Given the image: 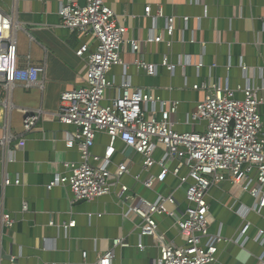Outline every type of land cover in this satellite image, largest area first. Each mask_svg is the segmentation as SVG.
<instances>
[{
	"label": "crops",
	"instance_id": "0c3cea01",
	"mask_svg": "<svg viewBox=\"0 0 264 264\" xmlns=\"http://www.w3.org/2000/svg\"><path fill=\"white\" fill-rule=\"evenodd\" d=\"M63 1L0 0V12L13 16L19 67L24 68L29 58L30 64L40 70L38 85L25 88L15 84L7 95L2 91L0 97V209L15 219L12 229L0 227V264H96L117 238H123L129 246L114 249L110 264H149L158 257L164 243H183L171 219L156 217L158 236L139 239L138 221L124 217V206L115 195L83 203L72 202L67 188L47 190L55 175L70 174L63 168L65 163L80 161L77 145L68 137L75 128L61 126L53 115L61 94L82 86L86 64L75 52L91 43L89 37L61 27L57 9ZM104 1L126 27L125 38L139 45L135 53L125 46L122 58L126 67L109 71L112 86L107 99L115 97L120 81L127 78L134 88L148 89L155 96L179 103L173 121L180 133L205 128L204 123L187 121L194 105L203 99L202 92L191 90L195 83L212 84L221 79L235 88L247 78L260 89L264 102V0ZM147 6L152 11L160 10L163 16L156 20L145 17ZM168 17L175 18L169 51V60L176 65L172 75L159 66L167 54L165 45L146 42L154 36L167 39L164 27ZM183 17L188 18L187 23ZM135 60L156 65V75L137 71L132 65ZM199 60L203 67L197 72L194 64ZM240 61L247 68L245 75L239 68ZM23 111L41 114L36 129L28 134L22 128ZM260 113L264 124V103ZM8 136L12 138L1 145ZM22 138L25 145L21 148L17 143ZM106 145L107 138L98 135L93 154L102 155ZM124 160L130 164L131 173H139L138 157L127 152L124 157L114 158V162ZM6 176L12 180L18 177L20 184L4 186ZM125 183L131 185V179L126 178ZM175 185V180L168 178L157 190L169 193ZM136 191L141 197L154 198L153 193L138 186ZM176 199L178 209H183L182 194ZM208 205L210 235L220 234L234 241L242 225L235 211L240 206L251 209L253 200L224 182L210 188ZM246 219L251 224L248 240L241 247L234 242L218 245L216 264H258L257 258L264 255L259 237L264 233V209L259 214L249 211ZM69 221L75 222V227L65 233L55 227ZM138 241L142 250L136 247Z\"/></svg>",
	"mask_w": 264,
	"mask_h": 264
},
{
	"label": "built area",
	"instance_id": "2783aa9c",
	"mask_svg": "<svg viewBox=\"0 0 264 264\" xmlns=\"http://www.w3.org/2000/svg\"><path fill=\"white\" fill-rule=\"evenodd\" d=\"M57 15L62 28L89 37L91 43L81 45L75 52L86 64L82 86L62 93L53 115L61 126L75 128L68 137L77 145L80 161L65 163L63 168L70 174L55 175L47 190L67 188L72 202L83 203L115 195L124 206V217L138 221L139 239L158 236L156 217L171 219L183 243L180 246L164 243L158 257L149 264H216L218 245L234 242L241 247L246 243L251 228L247 213L259 214L264 209V124L260 113L264 102L260 89L247 78L235 88L221 79L212 84L195 83L191 90L202 92L203 99L194 105L187 121L204 123L205 128L180 133L173 121L179 111L176 101L164 100L148 89L134 88L127 78L120 81L114 98H106L112 86L109 71L117 66L126 67L122 58L125 46L135 53L139 45L125 38L126 27L104 0H84L83 6L64 0L58 6ZM144 16L156 20L163 14L147 6ZM182 20L187 23L188 18ZM174 23V17L166 19V40L154 36L146 41L165 45L167 54L159 66L170 75L176 68L169 60ZM132 65L147 76L156 75L157 66L152 63L135 60ZM194 67L199 72L202 61ZM239 68L245 75L247 68L242 61ZM39 71L30 64L29 58L24 68L19 67L13 16L0 12V97L2 91L7 95L15 84L25 88L38 85ZM40 118V112L23 111L24 133L33 132ZM98 135L107 138L102 155L92 152ZM11 138L6 137L1 145ZM24 145L25 138H22L17 146ZM127 152L139 158V173H131L128 161L114 162L115 157H124ZM126 178L131 179V185L125 183ZM168 178L175 180L176 185L169 193H161L157 189ZM224 182L253 200L251 209L240 206L235 211L242 225L234 241L209 233L208 192L212 186ZM3 184L18 186L20 181L18 177L12 180L6 176ZM137 186L153 193L154 198L141 197ZM180 193L183 209H178L176 199ZM14 225L12 215L0 209V227L12 229ZM55 227L65 233L75 227V222ZM259 237L264 246V233ZM128 246L123 238L114 239L112 248L96 264H110L114 249ZM136 247L143 249L140 241ZM82 257L86 258V253ZM257 259L258 264H264V255Z\"/></svg>",
	"mask_w": 264,
	"mask_h": 264
},
{
	"label": "water",
	"instance_id": "95a60500",
	"mask_svg": "<svg viewBox=\"0 0 264 264\" xmlns=\"http://www.w3.org/2000/svg\"><path fill=\"white\" fill-rule=\"evenodd\" d=\"M84 5V2L83 3H81V4H79V6H83Z\"/></svg>",
	"mask_w": 264,
	"mask_h": 264
}]
</instances>
